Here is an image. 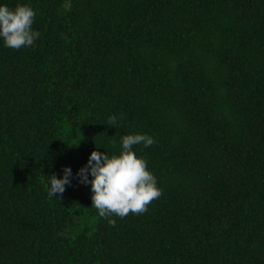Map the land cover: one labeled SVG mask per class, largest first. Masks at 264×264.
I'll return each mask as SVG.
<instances>
[{
    "label": "trees",
    "instance_id": "16d2710c",
    "mask_svg": "<svg viewBox=\"0 0 264 264\" xmlns=\"http://www.w3.org/2000/svg\"><path fill=\"white\" fill-rule=\"evenodd\" d=\"M0 3L40 33L0 41V264H264V0ZM138 133L162 195L100 217L76 174Z\"/></svg>",
    "mask_w": 264,
    "mask_h": 264
},
{
    "label": "clouds",
    "instance_id": "9594fccd",
    "mask_svg": "<svg viewBox=\"0 0 264 264\" xmlns=\"http://www.w3.org/2000/svg\"><path fill=\"white\" fill-rule=\"evenodd\" d=\"M36 12L28 4L15 8L0 3V41L9 49L19 50L32 46L40 33L33 29ZM110 118L108 126L116 124ZM155 143L147 134H132L121 137L119 155L109 157L106 152L92 151L87 163L76 176L82 184L90 185L92 205L100 217L116 215L120 218L129 213L142 214L155 199L162 195L157 178L148 170L147 161L138 157L135 145L145 148ZM91 177V179H89ZM73 178L72 169L66 166L63 174L48 176L49 195H62ZM110 223H115L110 220Z\"/></svg>",
    "mask_w": 264,
    "mask_h": 264
},
{
    "label": "rangeland",
    "instance_id": "374dc122",
    "mask_svg": "<svg viewBox=\"0 0 264 264\" xmlns=\"http://www.w3.org/2000/svg\"><path fill=\"white\" fill-rule=\"evenodd\" d=\"M69 7H70V3L67 2V3H66V8H69Z\"/></svg>",
    "mask_w": 264,
    "mask_h": 264
}]
</instances>
